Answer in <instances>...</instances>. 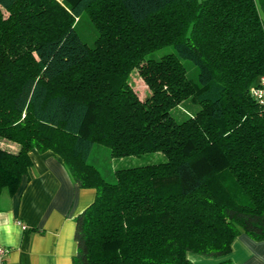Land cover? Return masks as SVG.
Listing matches in <instances>:
<instances>
[{"label": "trees", "instance_id": "1", "mask_svg": "<svg viewBox=\"0 0 264 264\" xmlns=\"http://www.w3.org/2000/svg\"><path fill=\"white\" fill-rule=\"evenodd\" d=\"M261 75L264 0H0V138L17 144L0 145V193L16 191L30 149L51 150L94 189L74 216L71 264H235L240 232L264 240V104L250 94ZM188 98L196 107L177 119ZM95 143L165 159L110 181L88 162Z\"/></svg>", "mask_w": 264, "mask_h": 264}, {"label": "crops", "instance_id": "2", "mask_svg": "<svg viewBox=\"0 0 264 264\" xmlns=\"http://www.w3.org/2000/svg\"><path fill=\"white\" fill-rule=\"evenodd\" d=\"M0 145L17 149L6 139ZM31 166L14 193H0V246L5 264H71L75 251L74 216L93 199L94 189L79 186L51 150H29ZM235 264H264V240L240 232L229 253Z\"/></svg>", "mask_w": 264, "mask_h": 264}, {"label": "rangeland", "instance_id": "3", "mask_svg": "<svg viewBox=\"0 0 264 264\" xmlns=\"http://www.w3.org/2000/svg\"><path fill=\"white\" fill-rule=\"evenodd\" d=\"M64 7H68L71 0H59ZM6 14V12H5ZM77 30L80 36L86 40L89 44L92 43L93 38L96 34L95 29L90 23L86 13L81 14L80 22L77 25ZM172 50L171 46H164L162 48L156 49L151 52V55L154 58L159 57L161 54L166 51ZM187 67V73L190 78L196 80L197 77V67L189 60H183ZM126 80L132 86L133 90L137 93L139 98H144L149 94V87L144 81L143 77L138 73L137 68L131 67L127 73ZM196 106L193 103L192 99L188 98L180 103L178 106L174 107L171 112L172 114L179 119L182 116V113H188V111L194 109ZM3 139V138H0ZM7 141L16 144L8 139ZM165 159L164 154L161 151H152L143 153L140 155H127L121 157H113L110 155L109 148L103 144L95 143L91 149V152L88 157V162L94 164L100 173L105 176L108 180H114V169L125 166H133L146 164L151 162H158ZM193 261L197 264H205L212 262L217 259V257L200 255V254H190Z\"/></svg>", "mask_w": 264, "mask_h": 264}, {"label": "built area", "instance_id": "4", "mask_svg": "<svg viewBox=\"0 0 264 264\" xmlns=\"http://www.w3.org/2000/svg\"><path fill=\"white\" fill-rule=\"evenodd\" d=\"M251 96L258 102L264 104V75H261L258 79V83L250 88ZM8 249L4 246H0V264H5V255Z\"/></svg>", "mask_w": 264, "mask_h": 264}]
</instances>
